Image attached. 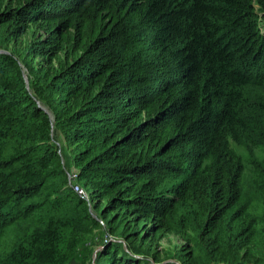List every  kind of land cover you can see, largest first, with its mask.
<instances>
[{
  "label": "trees",
  "instance_id": "16d2710c",
  "mask_svg": "<svg viewBox=\"0 0 264 264\" xmlns=\"http://www.w3.org/2000/svg\"><path fill=\"white\" fill-rule=\"evenodd\" d=\"M88 234L79 264H264V0H0V264Z\"/></svg>",
  "mask_w": 264,
  "mask_h": 264
},
{
  "label": "rangeland",
  "instance_id": "374dc122",
  "mask_svg": "<svg viewBox=\"0 0 264 264\" xmlns=\"http://www.w3.org/2000/svg\"><path fill=\"white\" fill-rule=\"evenodd\" d=\"M170 238L174 239L172 235H170ZM97 240L98 236L94 238V236L88 234L83 237H78L73 243H70V252L67 253V264H79L81 260L82 262L87 263L88 260L83 258L82 251L86 246H91L92 244L95 245ZM162 242L166 244L168 241L167 239H162Z\"/></svg>",
  "mask_w": 264,
  "mask_h": 264
},
{
  "label": "built area",
  "instance_id": "2783aa9c",
  "mask_svg": "<svg viewBox=\"0 0 264 264\" xmlns=\"http://www.w3.org/2000/svg\"><path fill=\"white\" fill-rule=\"evenodd\" d=\"M69 181L73 187V189L82 197L85 199H88V191L79 183L75 180L76 177V170L72 169L68 173Z\"/></svg>",
  "mask_w": 264,
  "mask_h": 264
},
{
  "label": "water",
  "instance_id": "95a60500",
  "mask_svg": "<svg viewBox=\"0 0 264 264\" xmlns=\"http://www.w3.org/2000/svg\"><path fill=\"white\" fill-rule=\"evenodd\" d=\"M24 76H25V80L27 81V75L24 74ZM95 254H96V249L94 250L93 257H95Z\"/></svg>",
  "mask_w": 264,
  "mask_h": 264
}]
</instances>
